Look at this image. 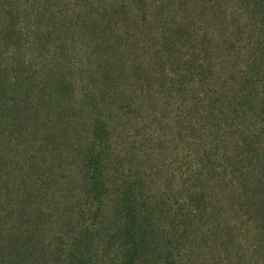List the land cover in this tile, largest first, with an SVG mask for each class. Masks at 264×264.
<instances>
[{
	"label": "trees",
	"instance_id": "obj_1",
	"mask_svg": "<svg viewBox=\"0 0 264 264\" xmlns=\"http://www.w3.org/2000/svg\"><path fill=\"white\" fill-rule=\"evenodd\" d=\"M166 1L29 0V44L59 42L40 67L0 20V180L29 169L27 220L7 211L0 264H264V0H194L220 11L209 29ZM74 44L96 57L86 69L65 61ZM159 105L189 146L153 178L117 124ZM48 153L71 157L74 178L52 177Z\"/></svg>",
	"mask_w": 264,
	"mask_h": 264
},
{
	"label": "rangeland",
	"instance_id": "obj_2",
	"mask_svg": "<svg viewBox=\"0 0 264 264\" xmlns=\"http://www.w3.org/2000/svg\"><path fill=\"white\" fill-rule=\"evenodd\" d=\"M50 2H53L54 5H57L56 1L58 0H47ZM172 0H167L166 2H170ZM216 4L220 3L222 5V0H213ZM175 2H178V0H175ZM193 5V6H192ZM173 6H169L164 12L165 15H170L171 13L177 14V11L172 10ZM194 7L195 10L192 8ZM187 12H182L185 15H191L193 20L196 22H200L201 19H204V27L208 28V23H215L213 20L216 21V23H219V20L214 18V16H218L220 14V11H206V15L201 16L202 14L200 9L196 6V3L194 0H188L187 6H186ZM220 9V8H219ZM13 10V16H11L10 12ZM216 12V13H215ZM0 14L2 17L0 18L1 24L4 29L8 28L10 24L13 26L17 32L16 35H18L19 42L16 46L11 48L14 52H16V57L18 59H25L29 61V59L32 60V63L34 66L40 67L44 60L47 59V61L54 63L56 60H58L59 55L53 51L52 49L55 47L56 43L55 39L57 38V34L53 33L50 36L51 44H46L45 46L43 44H40L39 42H36L34 40L33 34L31 35V41L29 44V0H0ZM69 14V13H68ZM182 15V14H180ZM207 18V20H206ZM151 20V19H150ZM0 24V25H1ZM209 29V28H208ZM55 31V30H54ZM70 40H76L75 37H78V34H73L70 36ZM34 41V42H33ZM33 42V44L31 43ZM218 42V40H216ZM59 44V42L57 43ZM3 46L5 44H2ZM59 46V45H58ZM74 46V49L72 48ZM70 48L72 49L73 54H71V51H69V58L65 56V61L71 62V60H76L78 62L77 66L79 68L86 69L88 65L95 61L96 57L94 59H89L88 56L83 54L81 52L80 54V45L74 44L71 45ZM53 56V57H52ZM78 68L76 78H80V69ZM83 70V69H82ZM23 77L29 75V66L22 72ZM86 84V83H83ZM83 84H79L80 89L84 86ZM26 85V84H25ZM27 86V85H26ZM23 91V90H22ZM152 105H155L153 103ZM161 107L159 105L156 106L154 111L150 110V112H143L138 115L137 119H134L130 122L126 119H121L122 122L119 125V122L117 124L118 132L119 134L125 136L126 139H132L131 142L134 143L137 147H141L142 155L144 158H146L145 163L146 167L148 168V173L150 172L153 178L159 177L160 173L163 171H166L168 177H171L172 170L178 166L180 163V166H184L186 162V152L187 147L189 146L184 143V141L180 140L177 135V131L172 129L173 127H170V125H173V122L170 121L173 118L174 111H172V114H169V118L166 119V117H163L168 114L167 110H160ZM159 117L165 118L163 121L158 120ZM174 130V131H173ZM156 133V135H155ZM139 135H141L139 138H137ZM156 137V139L152 140V138ZM139 140V141H137ZM6 142V141H5ZM144 146V147H143ZM9 148V147H7ZM26 148V147H24ZM22 148V149H24ZM29 148V145L27 146V149ZM39 148L38 144L34 145V149ZM67 146L60 145L59 150L60 151H66ZM155 151V152H153ZM50 153L46 155V159L48 162L47 166L48 168H52L53 171L51 173L52 177H55L58 173H61L62 177L65 181L69 182L67 180L71 178H74L75 169L74 166L71 164V157H67L65 154H62V157H56L51 158ZM22 157V156H21ZM15 159H18L16 157ZM23 160V159H21ZM66 161V163H65ZM70 162V163H69ZM24 166V162L22 163ZM18 168V165L16 166ZM25 168V167H24ZM45 170V169H44ZM19 173H22V176H19V179L16 181L14 178H10L8 176H3L0 180V201L3 204V212L0 215V226L2 224L1 230L6 231L10 226L16 225L17 222L10 219L11 215L8 216L7 211H13L14 217H18L19 215H22L19 219L21 221L27 220L25 215L29 212V198H26V192H29V169H20ZM21 175V174H20ZM36 179V177H35ZM16 181V182H15ZM39 183V182H38ZM35 188H33L34 192H37V185H33ZM46 187V186H45ZM48 192L51 191L48 189H41L39 192ZM15 201H18L16 204ZM32 202V208H34L36 205H41L39 201L36 199L31 200ZM43 203V202H42ZM16 205V206H15ZM43 207L47 206H53L50 201H44ZM24 207L26 209H24ZM65 207V206H64ZM24 209V210H23ZM5 216V217H4ZM16 219V218H15ZM54 219V218H52ZM52 219L48 218L49 224L46 229V233L48 234L49 241H52L55 239L56 231L61 229L60 225L56 224L57 222ZM18 221V220H17ZM0 230V231H1Z\"/></svg>",
	"mask_w": 264,
	"mask_h": 264
}]
</instances>
